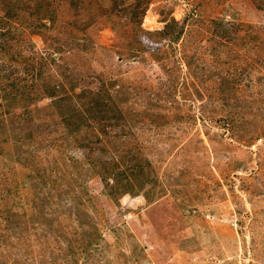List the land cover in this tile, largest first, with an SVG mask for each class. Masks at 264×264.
<instances>
[{"label":"rangeland","instance_id":"obj_1","mask_svg":"<svg viewBox=\"0 0 264 264\" xmlns=\"http://www.w3.org/2000/svg\"><path fill=\"white\" fill-rule=\"evenodd\" d=\"M0 264H264V0H0Z\"/></svg>","mask_w":264,"mask_h":264}]
</instances>
